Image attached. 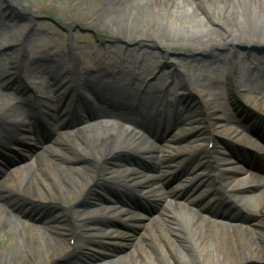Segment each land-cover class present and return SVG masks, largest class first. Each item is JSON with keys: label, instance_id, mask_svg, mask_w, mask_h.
I'll list each match as a JSON object with an SVG mask.
<instances>
[{"label": "bare ground", "instance_id": "bare-ground-1", "mask_svg": "<svg viewBox=\"0 0 264 264\" xmlns=\"http://www.w3.org/2000/svg\"><path fill=\"white\" fill-rule=\"evenodd\" d=\"M58 1L59 0H56L54 4L48 2L45 7H50L52 9L58 7ZM108 1L109 3L107 4ZM148 1L149 2H144V7L140 6L137 0H107L106 2H102L98 7L92 9L89 6L90 4L87 3L84 6L81 4H74V7H78L79 9L74 8L73 14L60 11V17L68 24L73 23L74 20H79L90 26L95 25L96 28L98 27V30L101 31H106L108 27H110L112 31L111 33H109L110 31L108 32L110 35L115 33L122 36L123 32L127 36L128 30L126 27L134 24L133 20L138 17L139 8L143 11L154 7L153 11L157 17H159V12L163 11L166 20H174L182 27L180 30L171 32L166 22L161 24L158 21V23H156V29L153 31L155 42L162 44L169 42L170 45L181 48H197L202 50L212 59V62L216 64L223 65L228 61L224 68L229 72L231 67L232 74L234 75L235 73L236 79L240 81L241 85H238L234 80L235 85L240 87L244 102L248 106L254 107L264 114V94L258 95V91L253 88L254 83H251V81L255 79H259L260 82L263 81L264 83V67H257L258 73L256 75L249 73V67L244 68V65H250L252 59L262 60V58L252 56L251 58L246 57L245 52H243L241 48L243 47L247 51L255 45L264 46V0ZM65 2V0L61 1L62 4ZM201 3H204L207 10L200 7ZM3 4L4 1L2 2L0 0V7ZM129 6L130 8H128ZM147 12L148 10L142 13ZM2 15L3 14L0 13V26L10 27L11 29L9 35L0 33V51L5 52L15 46V43L23 42L24 37L28 33V25L20 23L12 27L5 22L4 19L6 17ZM204 18L207 24L204 22ZM23 20L27 21L30 19L25 16ZM104 20L109 22H105ZM110 22L114 24L113 28ZM211 22L214 23L213 25H221L224 28V32L212 28ZM168 34L169 37L167 38ZM58 37L59 36L56 35L51 38L52 42L47 44V46H45V44L28 46L24 43L19 48L23 58L21 64L22 69L25 67L23 71L27 74V78H30L29 82L31 85H29V87L35 89L36 93L47 97L50 96L49 93H47L50 88L49 82H40L43 78L38 77L36 72L46 71L50 68L54 70L66 69V63L68 62L82 65L90 61H113V57H110L107 53L113 54L116 59H119L117 57L121 53L120 48L115 49V45H112L109 48H105L106 54L95 51L87 54L83 53L84 55H78L76 50L82 49V46L69 43L67 44V48L69 47L72 55L66 56L64 54L65 52H63L64 46L62 43L65 40L62 38L58 39ZM84 44H87L88 48L91 49L89 41ZM213 46H215L216 49H209V47ZM137 53L143 54L142 49H138ZM143 56L147 57L148 55L145 52ZM134 67L135 71H130L131 74L135 73V83H133L128 90L129 93H131L132 90L130 95L123 96L122 90L117 85L116 80H112L116 92L122 95L118 97L124 100L133 98L132 106H134L131 116L138 117L141 120L148 119L150 121L156 118L157 123L162 127V131L159 128L162 135L170 129V122H175V120H178L180 117V109L176 105L178 103L174 100L176 98V92L172 93L173 89L171 88H165L163 90L165 93L161 91L157 93L153 92L148 88L147 84L144 85V80L139 82L141 74H143L142 72L146 71L148 67L146 61L142 60L141 64L138 63L134 65ZM117 73L119 72H115V74ZM197 75H202L203 78L205 77L203 70H198L190 76H186V81L191 89L195 90L196 96L199 97L201 103L206 108V115L212 120L211 123L208 124H211L208 132H205L203 130L204 128H200L199 124H197L195 128L193 127L194 125H191L192 127L189 128L190 132L196 129L194 137L187 144L180 145L170 152L165 151V147L162 145H149L135 136L123 133L88 136L85 134L86 129H79V135L69 139L58 134L54 141L55 143H53V147L44 149L39 155L34 151L31 159L34 158L35 166L31 164L32 160L26 162L28 156L23 158L24 162L12 166L9 175H6V177L0 181V191L19 190L24 194L33 195L35 198L44 199V203L47 205L57 200L61 201V196H72V191L68 187L66 188L64 187L65 185H58L57 183L53 184V181H50L53 172H50L49 169L64 170V168L70 167L63 166L62 157L70 158L73 157V155L84 157L88 154L90 156H95L94 153H96L101 158H109L117 153L116 156L120 158L119 162L123 160L127 161L128 156L137 157V155L143 156L149 159V161H153V157H151L152 154L159 151L163 154V157L160 158L158 163L165 164L166 168H169L170 166L167 165V157L171 158L173 156L179 163H182L190 156V150L192 148L197 152L199 149H202L205 143H210L212 145L216 144L218 135L223 136L231 143L241 141L243 137H246L245 132H243V126L239 119L235 118L229 111V107L230 109H237V107L232 102L230 104L229 101L227 104L228 106L213 101L212 99L217 96L224 97V95L221 92L218 94L219 92L217 91L220 89L214 88L212 84L209 86V90H205V87H203L200 81L202 77L197 78ZM12 76L13 75L6 71L2 64H0V81L8 83L12 79ZM85 76L84 67L82 69L80 68L77 77L85 78ZM205 79L213 82L215 80L216 86L218 83L220 84V82H222L226 87L223 73H215ZM4 82L1 85L5 84ZM183 82H185L183 79H174L169 83L181 85ZM200 87L203 88L200 89ZM1 96H5V94L0 93V97ZM195 100L192 101L191 105L194 104ZM94 109L95 107H93V110ZM165 109L167 110V114L170 113V116L164 115ZM19 111L15 103L6 102L0 98V117L4 119V127L15 125L19 127L24 126L19 118ZM195 113L196 107L192 111L191 117L187 119V126H190L192 123V116ZM96 124L98 125L96 126L97 128L102 127L101 131H105L108 127L119 128V124L113 120H103ZM89 129L96 128L90 126ZM24 136H26V133ZM175 138L176 137L173 139L175 140ZM0 146H4L6 151L17 147L15 140L10 139H0ZM20 146L24 148L28 147V144L22 141ZM28 149L27 151L33 150L31 146L28 147ZM71 150L77 153L72 154ZM121 151L130 152L131 154L125 156ZM60 152H64L62 157L60 156ZM219 152L221 155L218 159L220 163L219 168L233 169L231 172H233L235 176H240L243 171L241 168H235L237 161L227 157L221 151ZM202 155L203 153L201 156ZM57 158L61 161L62 166L58 165L61 168L52 166L56 164L53 160ZM39 165L40 167H38ZM6 166L7 165L0 163V173L3 169H6ZM171 167L174 169L176 165H172ZM99 169H102V167ZM99 169L98 171H100ZM95 170L93 174L90 173V175L92 174L91 176L87 173L81 186L78 187L76 185L74 190V192H78V196L76 197L84 195L90 177L94 178L96 176ZM172 170L164 171L161 172L159 176H154V174L138 171L123 164L104 168L103 172L108 173L104 179L108 181L112 180L111 183L114 184V187L118 190V195L123 196V194L132 193L133 196L141 198L150 209H137L131 207L127 202L113 201L109 198H105V201L90 209H81L82 207L79 208L75 202L71 203L67 210L68 212L72 210L75 212L71 215L75 226H72L74 229L67 226L68 230H62V232L58 234V238H60L58 242L54 239V242L50 241L48 232L52 229V225L49 221L60 216L61 209L59 213H57V208L52 209L49 213L51 216H47V220L43 221L26 213L20 216L11 212L10 209L8 210L6 205L0 204V233L1 236L3 235L2 238H4V240L6 238L8 239L9 247L13 249V252H10L8 255L12 258L19 256L18 264H49V261L50 263L57 262L58 260H55L56 258L69 256L71 254L70 252H74L76 249H83L84 244L89 238H94L96 241L100 239L108 241L112 243L110 244L111 246L114 245L115 247L122 246L121 244H123V242L128 241L126 239L129 236L134 235L128 234L132 232V229H130L131 226L127 224L128 222L143 227L145 241L153 242V246L158 248L157 253H148L141 248V245L136 243V245L128 247L126 253L123 251L124 254L116 258L115 261H113L114 263L120 260L121 264H154L151 258L155 259V257L158 256L159 259L155 260H161L160 262L164 264H169L167 263L169 258L175 259L179 264H211L210 256H204L205 249L209 244L215 248L216 253L214 255L218 264H239L246 261L264 263V192H258L254 195L241 194L243 193L242 190L246 188L241 189L236 186V182L234 183V179L230 177L229 179L231 182L228 183L227 189L229 188V192H232V202H236L235 204L242 208L245 202L254 203L257 208L256 212L259 215L254 221L248 222L244 220L242 216H238L235 213H225V215L230 218L228 223L222 221L217 222L214 219L211 220L213 224L211 225L215 233L210 234L201 220L198 217L196 218L189 209V204L193 200H189L190 195L188 196V193L185 194L184 192V187L188 183L187 176L170 185L167 192L163 191L167 189H164L161 185L159 187L162 178L170 174ZM43 173L50 179L47 180V177L45 178L42 175ZM248 174L250 175V173ZM249 175L244 174L245 177L243 176V182H237L244 183V185L251 183L252 180L254 184L260 182L258 177H251V175ZM92 181L93 180H91V182ZM210 185L211 183L207 180L205 186L208 188ZM92 188V194L94 196L97 197L101 195L105 197L104 194L100 192L101 188L104 187H100L99 184H96ZM247 190L244 191V193L248 194V192H254ZM133 193H135V195ZM198 195H201V193ZM211 195L212 198L217 197L216 192L214 195L213 193ZM194 196L196 197L197 195ZM11 217H14L13 219L17 222L12 221ZM202 217L207 218L206 215ZM9 229L16 230L20 237V241L23 245H27V249L23 254L18 250V245L14 240L17 234L15 235ZM71 239H74L72 243ZM186 242L190 244L194 256L188 254V252L182 253L178 251L179 249L186 250L185 246H181ZM37 247L41 249L40 254L37 249L35 250ZM97 249L99 248L97 247ZM99 250L101 253L102 250ZM105 256L104 254L98 255V257L101 258ZM1 257L4 256L0 255V260H3ZM6 260H8L9 263L12 261V259L9 258ZM91 262L95 261L92 259Z\"/></svg>", "mask_w": 264, "mask_h": 264}, {"label": "rangeland", "instance_id": "rangeland-1", "mask_svg": "<svg viewBox=\"0 0 264 264\" xmlns=\"http://www.w3.org/2000/svg\"><path fill=\"white\" fill-rule=\"evenodd\" d=\"M15 5H17L19 8H21L23 11L28 12L26 17H29L30 20H27L26 23L22 22V21H17L18 19L16 18L15 24L16 23H22V24H26L28 25V33L26 34L25 37V43L26 45L30 46V45H38V44H45V46H47V44H50L52 42L51 38L55 37L56 35L59 36L58 39L62 38L63 40H65L63 43V52H65L64 54L66 56H69L70 53H68V51H66L67 48V44L72 43L73 45H79L82 46V49L76 50L78 55H84L87 53H92L95 51H98L100 53H104L105 52V48H109L112 45H115V49L120 48L121 49V53L119 54V56L116 59L113 54H109L107 53V55H109L110 57H113V61L110 60V62H94V61H90L89 63H83L82 65L76 64L73 65L72 62H68L66 63V69H55L53 70V72L56 74L55 76H60L61 74L65 73L67 70L71 71L72 74H74L76 77L78 76L77 71L79 73V69L84 67L85 73L88 69H92L91 73L93 76L95 74H102V75H108L111 78H115L117 80H121L124 82L125 85H132L134 82V74L135 73H130V71H135V67L134 65H137L138 63L141 64L142 60L146 61L147 64V69H146V73L145 75L141 74L140 77V81L145 80L146 82L148 81L149 85L152 83L155 84H160L161 83H165V82H170L173 81L174 79H183L186 81V76H190L192 73L197 72L198 70H203V74L205 75V77H208L210 75H213L215 73H223L224 75V80L226 81V90L227 92L230 94V81L232 82V80H236L235 77V73L233 76H230L228 74V71L226 68H224V66L227 65L228 61L225 62L223 65L221 64H216L214 62H212V59H210L202 50H199L197 48H181V47H177L175 45H170L169 42H165L164 44L162 43H158L155 42V38L153 35V31L156 29V23H158V21L162 24L164 22L167 23V25L169 26V30H171V32H174L176 30H180L181 29V25L176 23L174 20H166L165 19V15L163 11L159 12V17L155 16L154 13V7H151L148 10L147 13H142L143 10L139 8V14L138 17H136L133 21L134 24H132L131 26L126 27V29L128 30L127 33L128 35L126 36L125 33L122 32V36L117 35L115 33H113V35L108 34L111 33V29L110 27H108V29L106 31H101L98 30V27L96 28L95 25H88L87 23H82L79 20H74L73 23H69V24H65L66 21H64L61 17H60V11H66L70 14L74 13V4H81L82 6H84L86 3L90 4L89 6L92 8L98 7L100 4H102V2H106L107 0H65L66 2L64 4L61 3V1L63 0H59L58 3V7H54L53 9L50 7H45L47 5V3H51L54 4L56 3V0H13ZM77 1V2H76ZM87 1V2H86ZM100 1V2H99ZM139 5L144 7V2H149L146 0H137ZM109 3V1L107 2V4ZM200 7H202L204 10L207 8L204 6V3L200 4ZM130 8V6L128 7ZM75 9H79L78 7H76ZM207 10V9H206ZM0 12H2V14L6 17L8 12L5 11V9L1 10ZM201 12V11H200ZM23 17V16H22ZM145 19V20H144ZM159 19V20H158ZM208 20V18H207ZM10 21V20H9ZM25 21V20H23ZM105 22H109L107 20H104ZM204 22L206 23V19L204 18ZM115 23V22H114ZM211 27L216 29V30H220L222 32H224V28L221 25H213L214 23L211 22ZM11 24L14 25V22H12ZM111 24V22H110ZM160 24V25H161ZM207 24V23H206ZM209 24V22H208ZM114 24H111V27L113 28ZM90 30V31H87ZM125 30V29H124ZM6 33L7 30L5 29H0V33ZM7 35H9V33H6ZM169 37V34L167 35V38ZM168 40V39H167ZM87 41L90 42V46L91 49L88 48L86 43ZM56 43V41H55ZM228 47V46H226ZM142 49L143 54L146 52V54L148 55L147 57H144L142 53H137L138 49ZM243 52H245L246 57L251 58L252 57H264L263 54H259L257 52H262L264 51V46H258L255 45L254 47L250 48V54H247L246 49H244L243 47H241ZM209 49H216L215 46L213 47H209ZM208 49V50H209ZM254 49V50H253ZM262 49V50H260ZM113 50V49H111ZM124 51V53H123ZM133 51V52H131ZM201 51V52H200ZM240 51V49H239ZM6 52H8L10 55L8 56H1L0 57V63H2L4 65L5 68L9 69L11 67H13L15 64H19L20 62H22L21 58L18 57L17 54H20L19 51V47L18 45L7 50ZM84 53V54H83ZM72 55V54H71ZM148 61V62H147ZM261 61V64H264V60H259ZM165 65V66H164ZM121 66V67H119ZM119 67V68H118ZM245 67H249V71H253V67H250V65H244ZM198 68V69H197ZM76 69V70H75ZM231 69V67H230ZM244 70V69H243ZM76 71V73H75ZM109 71V73H108ZM113 72V73H111ZM115 72H119L117 74H115ZM185 72V74H184ZM225 72V74H224ZM143 73V72H142ZM237 74V71H236ZM105 75V76H106ZM107 77V76H106ZM80 80L83 79L81 77H78ZM151 79V80H149ZM109 81H111V79H109L107 77L106 80H103L102 83H108ZM79 82V81H78ZM240 82V81H238ZM251 83H254L253 88L258 91L257 94L258 95H263L264 94V84L261 86V88L258 87V85L254 82L251 81ZM250 83V86H251ZM101 84V82H100ZM20 85V83H19ZM98 85V86H97ZM95 85V88L93 89V91L95 92V96H100V95H106L107 97L110 96L111 94L114 93V91L112 90V86L113 85H108V87L106 89H104L103 87L99 86V83ZM174 85L172 84L171 87H173ZM19 86L15 85L14 88H18ZM177 89V86L175 87V90ZM218 89L221 90V93L224 92V88H220L218 87ZM258 89V90H257ZM24 91V90H21ZM195 91V90H194ZM17 92V91H16ZM18 93V92H17ZM93 93V92H92ZM226 93V92H225ZM94 94V93H93ZM242 95V93H240ZM2 100L6 101V102H12V97L11 96H1L0 97ZM103 99V98H100ZM225 99V98H224ZM49 101V103L51 104H55L56 103V98L54 97L53 100L51 99H47ZM105 100V99H103ZM219 102L224 103L226 100L221 101L220 99H217ZM116 101L114 100V98L112 99V103ZM216 102V99H215ZM107 102H104L102 104V106L106 104ZM226 103V102H225ZM111 104V103H110ZM104 105V106H105ZM113 105H117V104H111ZM124 107L126 108V105H120L118 107H114V108H121ZM196 107V113L193 115V121L199 122L200 128L203 127L205 130V132H208V128L206 127L208 126L207 123V118H206V110L204 105L201 102H198V105H189L186 109L185 112V116L186 117H191L192 115V111L194 110V108ZM54 108V107H53ZM27 109V108H25ZM55 110V109H53ZM51 109V111H48L50 117L53 114H56V117H54L53 119H56L57 116V111H53ZM21 112L19 111L18 114ZM19 115V118L22 119ZM48 114L46 116V118H48ZM242 120L246 119L245 116L242 115ZM23 120V119H22ZM211 120V119H210ZM2 121H4L3 117H0V130H1V138H10L11 140H16L19 138L18 132H20V128L23 129L22 127H19L17 125L15 126H11L8 129H5L4 126H2ZM212 121V120H211ZM50 122V120H49ZM41 124H38L35 126L36 129H43ZM194 125V124H193ZM197 125H194V127H196ZM3 127V128H1ZM52 127H55V124L52 125ZM192 126H184L181 130H177V135L185 138L184 136L188 135L190 133L189 128ZM29 128H32V124H29ZM195 134H192V132L190 133V138L193 137ZM220 136V135H219ZM8 137V138H7ZM67 139H69L70 137H65ZM220 138V137H219ZM28 142L30 143L29 137L27 138ZM145 142H150V139H143ZM150 140V141H149ZM170 140V139H169ZM151 143V142H150ZM167 144V143H166ZM225 144H228V142H222V143H217L215 144L218 149H213L212 152H208L207 150H210V146L205 147L204 144V148L203 151L204 152H208V154H206V158L201 160L202 157H205V154L201 156V152H197L196 154H194V156H190L192 157L191 160L189 162L186 163V168L187 167H191L194 166L196 167V169H198L197 174H195L194 176L191 177V179H189L188 181V190L190 193L194 192V191H198L200 192L201 190H203L204 188H206V180L213 182L215 181V187L213 188H208V191L204 190L201 191V193H203L204 195H210V193L212 191V189L215 188H224L226 186V177L229 176L227 174H225L224 170L221 169H217L214 162L215 159L220 157L218 155L217 151H220V149H222L225 153L229 154ZM167 148V147H165ZM78 150V149H76ZM192 152L194 151V149H191ZM243 152H245L243 150ZM60 156L62 157L64 152H60ZM72 154H75L77 152H74L71 150ZM120 153V152H118ZM121 153H124V155L126 156L127 154H131L130 152H126V151H121ZM95 156H90L85 155L84 157H80L77 155H73V157H62V161H63V166L67 167L70 166L68 168H64V170L59 169H49L50 172L52 173V178H48L46 174H42L45 178L47 177V180L50 179V181H53V184L57 183L58 185H65L64 187H68L71 191H72V196H61V201L57 200L55 201L53 204L54 208H57V213H59L60 211V216L56 217L55 219H52V221H49L50 224L52 225V229L50 230L49 233V237H50V241L54 242V240H56L58 242V240L60 238H58V234L62 232V230L66 229L68 230L67 226L70 228V223L69 221L72 220V214L75 213L73 212V210L71 212H68V207L71 203H76L78 205V207H82L81 209H90V208H94L95 206H97L98 204L102 203L99 200V197L94 196L92 193V189H89L90 187H93L96 184H99L100 186H104L105 183H103L101 181V179L103 180L104 178H106L105 176L108 175V173L103 172L104 168L106 167H114L120 164L126 165V166H131L132 168L138 170V171H150V173H154L155 175L158 174V170L160 171L161 169L163 170L165 166H161L160 168L157 169V166H154V163H157L156 160L153 159V161H149L147 160L145 157L137 155V157H127V161L123 160L121 162H119V159L116 154L112 155L109 158H101L100 156H98L96 153H94ZM59 157V156H58ZM154 157H157L153 156ZM189 157V158H190ZM111 159V160H108ZM108 160V161H107ZM141 160V161H140ZM217 160V159H216ZM12 161V160H11ZM54 165L52 166H56L59 167L58 165L62 166L61 161L57 158L53 160ZM107 161V162H106ZM169 162H172V164H174L175 160H171ZM141 164L143 165L141 167ZM40 167V165L38 166ZM100 167H102V169H99ZM61 168V167H59ZM70 168V169H69ZM95 169H99L100 173L99 175H96L98 178H95V180H93V178L90 177V181L87 184L89 191H87L83 196L80 197H76L78 196V192H74L76 185L79 187L81 186V183H83V180L85 178V176L87 175V173L90 175V173L93 174V171ZM76 170V171H73ZM182 171H184L181 168ZM96 171V170H95ZM4 173V172H3ZM91 174V175H92ZM103 174V175H102ZM90 175V176H91ZM172 178H176V173L172 174L169 178H167L165 180V182H169L172 180ZM91 180H93L91 182ZM67 184V185H66ZM106 184H109L108 182ZM77 187V188H78ZM78 190V189H77ZM100 191V190H99ZM101 193L104 194V196H106L107 198L117 201L116 198H114L111 195H107L106 191L101 188ZM208 192V193H207ZM19 190H7L6 192L0 193V201L3 202L4 204H6L8 206V208L13 211L17 205H19L21 203V201H18V199L20 200V197L25 198V199H31V200H36V201H40V202H45L44 199H36L33 198L32 196L30 197L29 195H25L23 193H21ZM23 194V195H22ZM112 197V198H111ZM78 198V199H76ZM76 199V200H75ZM120 200L122 201H126L128 202V200H125V198H121ZM119 201V199H118ZM244 202V201H243ZM129 203V202H128ZM247 203V205H246ZM251 203V202H249ZM248 202H245V204L243 203V210L248 213L242 214L243 217H245L246 219H249L250 221H254L256 217H258L259 214H257L256 212V205L254 203L249 204ZM221 210V209H218ZM67 212V213H65ZM49 214V213H48ZM55 215V214H54ZM195 216V214H193ZM245 215V216H244ZM51 216V215H49ZM196 217V216H195ZM14 217H11L12 221L17 222L15 219H13ZM127 224L129 226H131L130 229H132L131 233L128 234H134L132 236H129L126 240H128L127 242H123V244H121L122 246H117L115 247L114 245L111 246L110 242L105 241V240H97L94 238H89L86 243L84 244V248L83 249H76L74 252H70L71 254L67 257L64 258H56L55 260H58L55 263H50V261L48 262L49 264H121L120 260H118L117 262H113L115 261L116 258H119L121 256V254L126 253V249L128 247H131L133 245H136V243H138V245H141V248L144 249L146 252L151 253V254H155L157 253V247L155 248L153 246V242L151 241H145V234H144V230L142 226H139L137 224L134 223H128ZM202 224L208 229V232L210 234L215 233L214 228H212V226L208 225L207 223L202 222ZM14 229V228H13ZM13 229H9L12 231V233H14L16 235V237H14L15 242L17 243V247L18 250L23 254L26 249H27V245L24 244L20 241V237L17 233L16 230ZM4 231V230H3ZM3 235L1 236L0 233V255H3L4 257L3 260H0V264H18L19 261V256H16L14 258H12L11 256H9L8 254L11 252H13V249H10L9 247V242L8 239L6 238L4 240V238H2ZM54 239V240H53ZM13 240V242H14ZM139 240V241H138ZM14 242V243H15ZM140 242V243H139ZM181 246H185V249L187 250H182L179 249V252L182 253H187L194 256V253L192 251V248L190 246L189 243H184ZM97 247L99 249H101V253L100 250L97 249ZM111 247V248H110ZM37 249L38 253L40 254V250L38 247L35 248V250ZM60 249V248H59ZM58 251V250H57ZM124 251V253H123ZM215 248L212 247L210 244L206 247L205 252H204V256L205 257H209L211 258V264H218L215 258ZM106 255L105 257L101 258L98 257V255ZM12 259V261H10L11 263H9L8 260H6L7 258ZM71 257H74L73 259H69ZM95 260V259H99L96 262H91V260ZM155 259H159V257H155ZM154 258H151L152 262H154V264H159V262L161 261H156ZM213 260V261H212ZM235 261V260H234ZM167 263L169 264H179V262H177L175 259L173 258H169L167 260ZM245 263V262H244ZM160 264H164L162 262H160ZM239 264H243V263H239Z\"/></svg>", "mask_w": 264, "mask_h": 264}]
</instances>
